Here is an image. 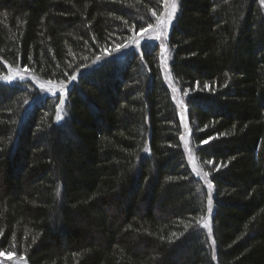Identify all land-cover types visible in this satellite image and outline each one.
Wrapping results in <instances>:
<instances>
[{"label":"trees","instance_id":"16d2710c","mask_svg":"<svg viewBox=\"0 0 264 264\" xmlns=\"http://www.w3.org/2000/svg\"><path fill=\"white\" fill-rule=\"evenodd\" d=\"M164 1L0 0V75L76 76L59 120L57 95L0 80V253L26 264H264V4L178 0L168 30L208 190L184 156L157 42L103 58Z\"/></svg>","mask_w":264,"mask_h":264},{"label":"rangeland","instance_id":"374dc122","mask_svg":"<svg viewBox=\"0 0 264 264\" xmlns=\"http://www.w3.org/2000/svg\"><path fill=\"white\" fill-rule=\"evenodd\" d=\"M172 0H165L162 9V12L160 13L159 16H157L155 18V22L152 24V28H146L147 31H139L138 33H136L135 35H133L130 40L128 42H126L124 45L120 46L119 48H117L115 51H112L110 53H105L103 55V58H109V57H123L126 53L130 52V51H139L141 44L144 42H151V41H155L157 42V44L159 45V60H160V69L162 71L163 74V78L165 81V83L168 85V87L170 88L172 97L174 99L175 105L177 107V110L180 114V118L182 120V133H181V138H180V143L182 144L184 153H185V157L187 160V163L190 167V169L192 170V172L202 181V183L205 185V187L210 190L209 188V180L208 177H205V172L202 170V168H200L201 166L198 163L197 157L195 154V150L193 147V144L191 143V135H190V131H189V127H188V123L186 121V98L184 96L183 93H181L180 89L178 87L175 86V84L173 83L171 75H170V70H169V65L171 62V53L168 49L167 46V36H168V30L170 29L173 21H174V17L176 16L177 12H178V5H177V10L175 12V14L173 15V19L170 23L167 22V16L166 13L168 11H170V4H171ZM176 3L178 4V0H176ZM167 5V6H166ZM165 14L164 16H161V14ZM158 18H162L165 20V22L167 23V30H166V34L159 36V38H157V20ZM160 32H164V27L163 25L160 26L159 28ZM162 47L165 49L164 52H162ZM88 69V68H87ZM86 68H84V70H87ZM6 76H12L14 77V79L10 80V81H6V82H13V81H17V80H29L31 81L36 88L38 89L40 95V98H43L47 95H57L59 97V104L57 107V114L59 113L60 117H62V114L64 112V105L66 102V97H67V92L68 89L70 88V86L72 85V83L76 80V76H73L71 78L68 79L67 82H52V81H43L41 79H38L37 77H35L33 74H30L29 71H27L26 69L17 67V68H8V73ZM22 77V78H21ZM61 100H63V103H61ZM210 205V204H208ZM211 208V205H210ZM211 212V211H210ZM208 219V218H207ZM207 224L208 222L205 221ZM205 227V226H204ZM209 227L207 225L206 227V231L209 232ZM25 261H23L22 259L19 260L15 259L13 254H4V253H0V264H26L24 263Z\"/></svg>","mask_w":264,"mask_h":264},{"label":"snow or ice","instance_id":"6c2138e0","mask_svg":"<svg viewBox=\"0 0 264 264\" xmlns=\"http://www.w3.org/2000/svg\"><path fill=\"white\" fill-rule=\"evenodd\" d=\"M261 3L262 4H264V0H261ZM167 6V5H166ZM176 10H177V3H176V0H172V2H171V4H170V11H168L167 13H166V16H167V22L168 23H170L171 21H172V19H173V15L175 14V12H176ZM153 15H156L155 13H153ZM165 14H161V16H164ZM161 25H163V27H164V32H160L159 31V28H160V26ZM153 26L152 25H149V28H152ZM157 38H159V36H161V35H164V34H166V30H167V23L165 22V20L164 19H162V18H158V20H157ZM144 31H147L146 29L144 30ZM116 49H113V51H115ZM165 51V49L162 47V52H164ZM97 59H99V57L97 58ZM22 78V77H21ZM12 79H14V77H12V76H6V75H0V80H5V81H10V80H12ZM205 87H207V85H205ZM61 103H63V100H61ZM59 107V106H58ZM61 117H60V115H59V113L57 114V117H56V119L57 120H59ZM209 139H212L211 137L209 138ZM208 141H204V143H207ZM208 163H211V161H209ZM205 175V177L207 176V173H205L204 174ZM171 179V178H170ZM209 188H211L212 187V185L209 183ZM209 204H211V200H209ZM204 226L205 227H207V223L205 222V224H204ZM33 239H35V238H33ZM21 259H24V257H20Z\"/></svg>","mask_w":264,"mask_h":264}]
</instances>
